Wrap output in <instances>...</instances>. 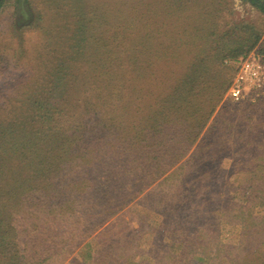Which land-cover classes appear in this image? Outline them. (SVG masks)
<instances>
[{"label": "rangeland", "instance_id": "374dc122", "mask_svg": "<svg viewBox=\"0 0 264 264\" xmlns=\"http://www.w3.org/2000/svg\"><path fill=\"white\" fill-rule=\"evenodd\" d=\"M19 5L0 11V263L264 264V17L242 0ZM198 17L220 37L260 34L218 61L216 91L201 71L215 61L192 74L214 42ZM190 78L209 88L182 91L178 111L174 87Z\"/></svg>", "mask_w": 264, "mask_h": 264}, {"label": "trees", "instance_id": "16d2710c", "mask_svg": "<svg viewBox=\"0 0 264 264\" xmlns=\"http://www.w3.org/2000/svg\"><path fill=\"white\" fill-rule=\"evenodd\" d=\"M10 0H0V11L2 10V8L4 7V5L6 3H8ZM17 3H20L19 5V11L22 12L23 11V5L26 4V0H14ZM245 4H247L248 6H250L251 8H253L254 10H256L262 17H264V0H242ZM155 8L157 9V6H155ZM154 9V8H152ZM154 16V15H153ZM209 17V16H208ZM208 17H198L200 18L196 23L198 24L199 21H200V26L203 27L204 29H202V31H206L205 34L207 36H210V37H213V43L209 40L207 41L204 45H210L212 44V47L213 48H216L217 51L216 53L212 54V56L208 57L206 55H203V53L206 52L207 48L206 46H202L199 51L200 53L198 54L199 57H196V60L195 61H200L196 64H194L193 66V71H192V74L193 73H202L201 71L203 72H213L211 73V78L209 79L210 81V85L212 87V90H218L220 89L221 87L224 86V80L222 79V65L218 64V61H221L222 59L224 58H227V59H236V58H241V57H244L246 56L248 53H250L251 51H253V49L258 45L260 44V34L259 33H254V31H252V29L248 28V27H242L241 29H236V27L231 31V32H228V33H224L220 36H218V32L216 31L215 27H214V22H210L208 19ZM153 18V17H152ZM148 20L151 21V17L148 16ZM154 22L152 23V26L155 25L156 27V30H157V27H158V24L161 22L160 20L158 19H155L153 18ZM149 26V25H148ZM198 32H200L199 30L201 29H197ZM203 31V32H204ZM196 32L195 34H200ZM203 34V33H202ZM216 40V42H215ZM218 40V41H217ZM260 42V43H259ZM210 48V47H209ZM260 52L263 53L262 49H260ZM215 61V66L213 68V71L211 70V67L210 66H205L203 67V69L200 71L199 70V67H200V63L201 61ZM238 60V59H237ZM205 81V80H203ZM46 78H44L43 80H40L36 85H35V88H34V93L36 95H42L43 91H45L46 89H43V85L41 84H45L46 85ZM187 84H189V89H185V87L187 86ZM208 89L209 87H206V83L204 85H201L200 83V79H197L196 81L193 79V78H190V81H187V82H184L181 81L179 84H176V86L174 87V91L175 92H178V97L176 99H174L173 102H176L175 100H179V104H178V107H175L178 111H180L183 106L184 108L190 106L191 104V100H186L184 96H182V91H184V93L187 95V96H190L191 97V94H190V90H196V89ZM175 95H172V97H174ZM37 98H39L37 96ZM35 99V98H34ZM220 98H215L214 101L216 104L217 101L219 100ZM33 102H37V101H33ZM55 106H59V104L57 102H52ZM213 104V105H214ZM211 105V107L213 106ZM40 106V105H39ZM65 110H67L66 106H65ZM43 111V110H41ZM41 111H38L37 113V117H38V120H42L40 122H43V121H47L48 119H51L53 115H60V111H55L54 112H49L50 114L47 113L46 117H44L45 115V111L41 112ZM64 111V110H61V112ZM211 111V110H210ZM48 112V111H47ZM68 114H71V113H68ZM73 114V113H72ZM202 113L198 114L195 118H196V123L195 125H193L192 123L188 126L186 125V127H182L181 130L179 131V137H182L183 136V133H185V131H189V136L191 135V133L193 132L194 129H199L201 125H199L200 123H197L198 122V119L199 117L201 116ZM52 115V116H51ZM200 121V120H199ZM10 127H13L14 128V133H16V129L15 128V124H12ZM78 130H81L83 129L81 132H82V137L85 138L87 137V133H88V130H90L88 127H85V126H80V125H77L76 126ZM21 130L23 131V128L21 127ZM29 131L31 132L32 129H29ZM24 132V131H23ZM190 138V137H189ZM48 140V139H46ZM46 140H42V142L46 141ZM6 141L4 139L0 140V149L3 148L4 146V143ZM58 142L57 146L59 149H61V141L58 140L56 141ZM68 148V147H66ZM73 149H69L68 150V153L70 154V152H72ZM180 152H183L181 151V149H179ZM38 151V150H37ZM64 154H61L60 157L62 156H66L67 153L64 151L63 152ZM59 157V158H60ZM156 176H153V178H155ZM7 195V194H5ZM5 212V210H4ZM109 217L105 216L104 218H102V222H104L105 220H107ZM0 242H3V238L2 236L0 235ZM17 258L19 260H23L24 261V264H28L29 263V260L27 258H25V255L24 254H18ZM18 261V260H17ZM1 264V263H0ZM21 264V263H20Z\"/></svg>", "mask_w": 264, "mask_h": 264}, {"label": "built area", "instance_id": "2783aa9c", "mask_svg": "<svg viewBox=\"0 0 264 264\" xmlns=\"http://www.w3.org/2000/svg\"><path fill=\"white\" fill-rule=\"evenodd\" d=\"M244 79V76L241 75L239 76V80H243ZM230 97H231V100L233 101H239L240 99V89L238 86H234V88H232V90L230 91Z\"/></svg>", "mask_w": 264, "mask_h": 264}]
</instances>
